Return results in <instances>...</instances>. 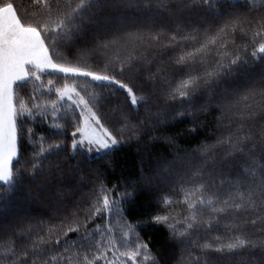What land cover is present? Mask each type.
<instances>
[{
	"label": "snow or ice",
	"instance_id": "obj_1",
	"mask_svg": "<svg viewBox=\"0 0 264 264\" xmlns=\"http://www.w3.org/2000/svg\"><path fill=\"white\" fill-rule=\"evenodd\" d=\"M0 264H264V0H0Z\"/></svg>",
	"mask_w": 264,
	"mask_h": 264
},
{
	"label": "trees",
	"instance_id": "obj_2",
	"mask_svg": "<svg viewBox=\"0 0 264 264\" xmlns=\"http://www.w3.org/2000/svg\"><path fill=\"white\" fill-rule=\"evenodd\" d=\"M155 235V234H154Z\"/></svg>",
	"mask_w": 264,
	"mask_h": 264
}]
</instances>
